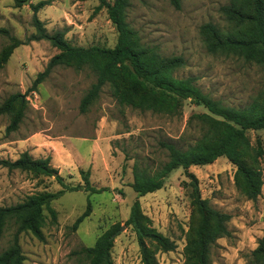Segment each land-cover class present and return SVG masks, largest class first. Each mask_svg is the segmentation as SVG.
<instances>
[{
	"label": "rangeland",
	"instance_id": "1",
	"mask_svg": "<svg viewBox=\"0 0 264 264\" xmlns=\"http://www.w3.org/2000/svg\"><path fill=\"white\" fill-rule=\"evenodd\" d=\"M30 0L21 6L15 0H0V27L26 40L35 32ZM110 2L114 0H109ZM131 0L127 20L145 46L163 56H183L185 65L175 75L194 76L202 90L229 106H244L264 89L262 67L223 53H211L200 33L201 25L212 22L225 30L228 23L220 11L229 0ZM99 0H50L39 12L49 32L64 30L75 45L113 47L118 32L106 8L96 11ZM8 38L0 34V51ZM59 49L49 40L30 41L15 48L0 70V104L15 93L25 100L24 117L18 129L7 133L10 114L0 115V158L16 159L24 151L35 158L51 156L67 184L83 183L80 170L90 171V181L106 190L89 193L66 191L52 202L57 217L47 214L43 238L31 232L20 235L25 264H79L78 251L92 246L107 229L119 225L112 258L115 264H143L132 227L126 224L131 206L139 199L143 212L161 233L175 240L172 251H157L158 264H185L186 233L195 225L190 179L179 167L164 186L138 197L131 187L136 162L151 170L167 160L159 142H174L185 149L202 135L195 114L207 112L190 99L179 114H163L122 106L106 84L86 111L81 101L96 76L88 67L57 66L32 90L37 74L44 70ZM253 144L259 138L264 147V129L249 130ZM264 179V156L260 160ZM199 180L203 198L227 212L230 236L212 247L211 264H249V256L264 233V184L256 201L248 199L235 181L236 166L225 156L211 164L189 168ZM54 177L35 176L19 169L0 167V205H13L38 191H57ZM91 201V213L77 227L73 225ZM14 226L0 235V252L10 244Z\"/></svg>",
	"mask_w": 264,
	"mask_h": 264
},
{
	"label": "trees",
	"instance_id": "2",
	"mask_svg": "<svg viewBox=\"0 0 264 264\" xmlns=\"http://www.w3.org/2000/svg\"><path fill=\"white\" fill-rule=\"evenodd\" d=\"M15 1L17 6L27 2ZM130 2L131 0H99L96 7V11L106 8L117 29V42L113 47L75 45L65 37L64 30L49 32L38 12L50 4V0L30 2L35 32L26 40L11 34L9 29L0 27V34L8 38L7 44L0 51V70L15 48L30 41L46 39L59 52L37 74L32 90L44 82L57 66L75 69L88 67L95 74L96 80L81 101L82 111H86L98 99L106 84L111 86L112 94L120 105L143 111L179 114L186 99L204 106L207 112L194 115L203 128V133L196 142L183 149L174 142L160 141V146L167 151V160L153 170L136 162L131 187L138 197L157 191L164 186L172 171L182 167L190 179L196 217L195 225L186 233L185 264H211L212 247L219 238L231 235L228 228L231 216L216 209L207 198L202 197L198 177L189 168L193 165L211 164L225 156L236 166L235 181L238 188L248 199H258L264 184L260 163L264 147L259 138L253 144L248 131L264 129V89L250 103L235 107L204 92L196 83V77H178L175 73L185 65V59L183 56H163L142 43L137 31L127 20ZM170 2L176 8L181 6L180 0ZM220 11L228 28L223 30L212 22L201 25L200 33L207 50L239 57L264 70V0H229V3L221 6ZM24 109L25 100L19 93L12 94L0 104V115H11L7 133L18 129L24 117ZM0 167L19 169L35 176L54 177L61 185L57 191H38L16 204L0 205V235L8 227H15L10 244L0 252V264H25L20 235L31 232L38 238H43L42 227L46 222V212L52 220H56L57 213L52 202L66 191L98 193L107 189L94 186L90 181V171L82 169L80 173L83 183L67 184L59 170L51 164L50 155L35 158L27 150L14 160L0 158ZM91 207V201L88 200L86 210L77 218L73 228H77L91 213ZM126 224L136 234L143 264H158L157 251H172L177 246L175 240L152 225L149 216L143 212L139 199L132 204ZM119 230V225H113L98 237L94 245L82 247L78 251L79 264H115L112 249ZM249 258V264H264V233Z\"/></svg>",
	"mask_w": 264,
	"mask_h": 264
},
{
	"label": "water",
	"instance_id": "3",
	"mask_svg": "<svg viewBox=\"0 0 264 264\" xmlns=\"http://www.w3.org/2000/svg\"><path fill=\"white\" fill-rule=\"evenodd\" d=\"M29 0H27V2H28Z\"/></svg>",
	"mask_w": 264,
	"mask_h": 264
}]
</instances>
